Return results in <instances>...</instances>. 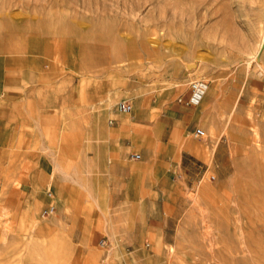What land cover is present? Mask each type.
Wrapping results in <instances>:
<instances>
[{
    "label": "rangeland",
    "instance_id": "obj_1",
    "mask_svg": "<svg viewBox=\"0 0 264 264\" xmlns=\"http://www.w3.org/2000/svg\"><path fill=\"white\" fill-rule=\"evenodd\" d=\"M0 50L48 51L64 68V85L81 87L85 108L79 164L66 141L74 118L63 122L55 146L30 150L49 157L50 174L38 172L47 175L39 196L48 202L38 210H29L33 186L22 179L31 180L30 161H0V264H264V0H0ZM257 52L249 65L255 82L246 83L245 60ZM194 80L207 81L208 92L224 86L218 97L207 92L204 111L184 104ZM231 97H241L242 133L225 110ZM126 101L131 114L118 110ZM100 114L96 131L92 118ZM157 120L165 121L160 133ZM196 128L206 138H195ZM104 131L117 135L105 140ZM120 137L144 146L124 156L134 170L125 190L129 218L130 204L105 179ZM194 142L205 155L185 147ZM57 163L76 165L102 203L70 181L62 190L58 178L56 190L48 177L60 176ZM50 206L55 213L44 217ZM119 216L128 230L113 236L107 225Z\"/></svg>",
    "mask_w": 264,
    "mask_h": 264
},
{
    "label": "crops",
    "instance_id": "obj_2",
    "mask_svg": "<svg viewBox=\"0 0 264 264\" xmlns=\"http://www.w3.org/2000/svg\"><path fill=\"white\" fill-rule=\"evenodd\" d=\"M63 73L64 68H60L55 59L51 62L46 50L33 51L27 55L19 54L18 51L0 50V161L6 160L14 164L30 161L33 166L30 171L31 180L21 177L27 181L28 187L36 185L40 169L41 171L45 169L50 174L45 166L46 163H49L48 155L41 152H30V150L32 148L47 150L51 145L55 146L58 143L57 131L61 128L64 129L63 122L72 118H74L73 121H69L65 129H68L73 137L66 140L68 143L65 142L74 148L73 162L78 164L81 162L80 147L82 146L83 125L79 116L85 109L82 105L81 87L76 84L65 86L67 77L63 76ZM100 115L103 128V115ZM100 115L93 116V118ZM93 118V124L98 131ZM110 123L113 122L110 121ZM125 139L120 137L115 142L117 150L113 168L107 169L105 179L110 185H114L111 187L112 195L123 193V202L130 204L127 209L129 218L133 204L126 201L125 190L134 170L133 165H130L124 156L131 149L144 146L127 145ZM59 155L66 159L67 155L62 153ZM110 163L112 164V161ZM143 169H145V165H140L135 175L142 178L143 174L140 172ZM57 180L58 177L52 182L55 184L56 190H58ZM42 184L43 182L40 189L44 188ZM134 187L136 189L139 185L137 187L134 185ZM116 218L122 220L121 216L115 217V220L112 217L111 223L107 225L113 236L118 233L124 234L128 230V226L119 223L120 220L117 222Z\"/></svg>",
    "mask_w": 264,
    "mask_h": 264
},
{
    "label": "bare ground",
    "instance_id": "obj_3",
    "mask_svg": "<svg viewBox=\"0 0 264 264\" xmlns=\"http://www.w3.org/2000/svg\"><path fill=\"white\" fill-rule=\"evenodd\" d=\"M258 54L259 52H257L255 55H253L251 58H249L248 60H245V62L248 64L246 66H248L244 71L246 73V77H247V82L249 81L250 77H252V80L255 82V75L251 74L250 72V69H249V65H251V63L254 61V60H257V57H258ZM239 64V63H238ZM258 64V63H257ZM195 64H191V65H186L188 70H190L192 67H194ZM259 66V65H258ZM262 69V68H261ZM264 70V69H263ZM262 70V71H263ZM181 83H176V87H179L181 86L180 85ZM256 84V83H255ZM243 87V86H242ZM224 90V86L222 83L218 82V83H215L211 89L209 90L208 92V98H213V97H218L221 92ZM254 90H255V93L257 94L259 92V90H256L255 87H254ZM240 92H241V89H240ZM233 98L231 97L225 104V110H228L229 113H230V116L234 117L235 118V121H234V124L231 126L235 131V128L236 125H237V131H240L241 133L244 131L243 129L241 130L240 127H238V123L243 121V118H242V112H243V109H242V105L240 104V100H241V97H237L235 103H233ZM205 97L204 99L202 100V102L200 103V105L198 106L199 110H203L204 109L206 110V104H205ZM237 102V104H236ZM237 105V107H236ZM202 111V112H203ZM210 113V112H209ZM241 115V117H240ZM119 116V115H118ZM210 116V115H209ZM204 117V116H203ZM95 118V122H96V126L98 127V129L100 130V128H102V124H101V115L98 116V117H94ZM234 120V119H233ZM123 121V120H122ZM230 121V118L228 119V122ZM129 123V121L125 120L121 123L122 125H125ZM164 123L165 121L164 120H157L156 123H155V127H154V130L155 131H158L159 133L162 132L163 130V126H164ZM252 123H254V121H252ZM120 126V125H119ZM215 129H216V123L213 122V126L211 127V131L213 134H215ZM175 133H176V130H175ZM174 134V133H173ZM99 135V133H98ZM103 137H105V139L109 138H113L115 135H117V133H109L107 131H104L102 133ZM120 135V134H119ZM216 135V134H215ZM251 135L253 136V140L254 141H257V142H260V136L258 134V130L257 129H254V130H251ZM177 136V135H176ZM180 136V135H179ZM177 136V137H179ZM219 136V135H218ZM99 137V136H98ZM230 137H231V134H230ZM173 138V137H172ZM216 138V137H215ZM218 138V137H217ZM220 138V137H219ZM219 138H218V141H219ZM232 139V138H231ZM173 140V139H172ZM174 141V140H173ZM220 142V141H219ZM188 150H191L193 154L201 157L203 155L206 154V146L204 144H200V143H189L185 146ZM101 155V154H100ZM98 164V163H97ZM74 165V164H73ZM78 165V164H77ZM76 165L72 166L71 167V164H70V167H63L62 165H60L59 163H57L55 165V170L56 172H58V174L60 175L58 178L60 180L59 182V186L62 187L61 189L64 190V187L63 185L65 184V182L67 181H70L72 182L75 186H77L78 189H80V194L82 195H85V193L87 194V196H89L91 199L93 198V200H95V204L97 203H102V201L100 199H97L94 198V193L92 192L93 190L90 189L89 185L85 182H83L81 179L82 177L79 178V175H78V171L76 170ZM89 166V165H88ZM97 166V165H96ZM135 166V165H134ZM100 167V166H99ZM103 168V167H102ZM100 167L99 170L102 169ZM153 168V167H152ZM26 170H28V167L26 166L25 167ZM84 171L85 169L82 168ZM90 169V168H89ZM148 169V168H147ZM97 170V169H96ZM88 171V170H87ZM87 173V172H86ZM91 173V172H90ZM81 176L83 174H80ZM49 179L51 178V180L53 179V177H48ZM45 180H47V176H43V174L41 173L40 175H37V178H36V185L33 186V192L31 194V196L33 197V204L31 207H29V210L31 208L32 209H36L38 210L40 205L42 203H47L48 200H45L43 199L42 197L39 196V193H40V188H41V183L44 182ZM54 181V180H53ZM87 182V181H86ZM19 183V182H18ZM49 183V181H48ZM51 184V182H50ZM93 186V185H92ZM93 189V187H92ZM91 190V191H90ZM97 194V193H96ZM57 204V203H56ZM96 204V205H97ZM144 205V204H143ZM99 206V205H98ZM108 215V214H107ZM109 217V216H108ZM107 217H105L106 219ZM111 218V217H110ZM109 220V219H108ZM111 220V219H110ZM109 220V222H110ZM111 223V222H110ZM108 223L105 221V225L106 226ZM111 240H112V237H111ZM116 241V240H115ZM107 260V259H106Z\"/></svg>",
    "mask_w": 264,
    "mask_h": 264
},
{
    "label": "built area",
    "instance_id": "obj_4",
    "mask_svg": "<svg viewBox=\"0 0 264 264\" xmlns=\"http://www.w3.org/2000/svg\"><path fill=\"white\" fill-rule=\"evenodd\" d=\"M209 89V83L205 80H194L190 83V95L184 101V104L190 108H196L200 105L204 97L206 96ZM118 110L124 114H131L133 111V105L126 101L120 102L118 104ZM193 135L195 138H206V132L202 128H196L193 131ZM142 159L141 154H131L130 160L132 161H140ZM56 208L54 206H50L43 212L44 217L50 216L55 213ZM101 246H105V240H101Z\"/></svg>",
    "mask_w": 264,
    "mask_h": 264
}]
</instances>
